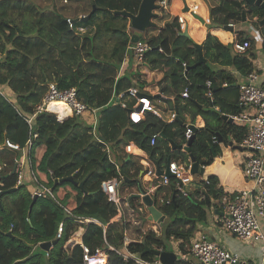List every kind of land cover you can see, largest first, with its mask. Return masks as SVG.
Instances as JSON below:
<instances>
[{
  "label": "trees",
  "instance_id": "trees-1",
  "mask_svg": "<svg viewBox=\"0 0 264 264\" xmlns=\"http://www.w3.org/2000/svg\"><path fill=\"white\" fill-rule=\"evenodd\" d=\"M83 1L87 7L83 16L89 14V17L86 22L77 21L74 24L94 30L87 35H80L70 29L66 22L68 17L59 10H40L27 0H0V87L13 93L10 100L0 96V144L8 138L23 147L30 132L36 133L29 153L31 171L37 182L50 187L55 195V200L37 197L30 213L28 208L33 198L24 185L1 196L0 264H83V250L79 244L73 245L68 251L63 248L80 225L76 220L78 218L98 221V224L81 225L84 229L81 242L91 253L101 246L105 249L107 246L121 248L126 226L121 219L113 220L117 210L107 201L101 185L119 175L123 177V183H126L124 178L138 177L140 166L135 168L133 160L121 156L122 146L133 142L153 160H158L160 168L168 158L185 161L189 157L188 153L172 150L168 143V139L176 144L181 143L183 123L176 121L163 124L148 113L143 121L135 124L128 119L130 102L127 109L119 106V95L126 97L128 89L133 86L137 87L139 93H144L145 82L136 74H120L122 62L129 55L132 45L130 38L135 33H132L131 27H125L128 19L115 12L135 14L141 0ZM242 12L244 17H255L257 22L263 14L260 7L244 1L219 0L217 5L209 9V25H235L241 21ZM118 22H122V26ZM257 22L256 25L259 24ZM259 27L264 49V26ZM157 29L155 35L139 38L149 47L145 53L146 65L152 70L163 72V78L158 82L159 94L154 100L162 101L176 110L179 121L183 119L185 110L190 109L192 118L200 113L198 106L200 101L206 99L207 80L211 81L213 90H220L223 83H228V88L222 89L233 90L236 89L235 80L227 74V68L241 76L253 70L250 62L255 57L252 51L254 41L244 32H237L235 39L248 43L241 53L235 52L232 44L224 45L208 32L200 45L205 63L192 68L198 59L196 46L191 38L179 35L176 18ZM134 79L138 84H134ZM51 83L60 90L74 88L78 101L96 109V132L112 148L113 158L119 164L118 171L101 146L94 143L91 127L78 117L71 116L59 122L53 113H36ZM184 89L187 90V98L180 95ZM211 104L215 105L213 101ZM217 109V112L208 110L203 115L205 128L196 131L189 149L195 162L205 166L210 163L217 146L210 145L208 141L216 133L227 139L224 136L227 128L223 127L227 123L221 118V115L227 114L222 113L224 111L221 108ZM235 113L238 112L232 114ZM30 117L31 131L25 121ZM237 130H241L237 136L239 142L244 129L241 127ZM227 132L233 133L234 129H228ZM156 134H162L165 138L160 136L156 144L150 146L149 139ZM7 163L10 167L12 161ZM69 177L73 182L54 184L57 180ZM15 179L14 173L9 174L5 170L0 172V191L13 189ZM207 180L202 191L204 197L195 190L187 196L175 197V201L169 205L161 206L162 213L171 218L169 224H162L163 234L155 237L148 232L141 243H129L128 251L151 259L154 247L164 246L165 250H169L168 243L172 239L178 242L180 251L186 252L197 227L208 219L211 198L215 200L223 195L216 187L213 176H208ZM80 182H83L82 190L78 187ZM8 200L11 201L10 205L7 204ZM62 208L69 209L72 216H66ZM61 222L62 236L51 245L46 256L39 244L54 241ZM107 253L108 264H136L124 261L114 251L107 250ZM174 264L189 263L176 260Z\"/></svg>",
  "mask_w": 264,
  "mask_h": 264
},
{
  "label": "built area",
  "instance_id": "built-area-1",
  "mask_svg": "<svg viewBox=\"0 0 264 264\" xmlns=\"http://www.w3.org/2000/svg\"><path fill=\"white\" fill-rule=\"evenodd\" d=\"M156 4L159 6L157 10L158 16H160L163 11H168V0H158ZM184 6H186L188 11L182 12L176 17L177 31L179 33L186 31L185 15L189 13L197 15L199 9L198 3L188 4L184 1ZM192 14L191 18L196 20ZM202 19L204 24H210L209 16H204ZM66 22L70 29L80 35L90 34L93 30L88 26L75 25V21L71 17H68ZM229 25L233 26V24ZM232 47L235 52L241 53L248 47V43L234 40L232 42ZM148 49V45L140 38L129 47V53L137 64L136 67L146 65L145 53ZM183 67H185V64H183ZM205 87V96L209 98L211 102L215 91L212 89L210 80L205 82ZM235 87L237 89V104L240 111L235 114H230L228 117L231 119V122L239 123L244 129L242 138L237 146H239L241 150L244 149L246 152H251L243 158L240 168L244 180L248 183V187L238 190L233 195H222L218 199H215L214 208L217 206V208L221 210L219 223L224 232L240 240L251 241L262 238L259 220H264V87L258 82V73L254 69L248 74L241 76L240 80L235 83ZM221 88H228V83H223ZM175 93L177 94V92ZM126 95V97H124L123 94L118 96L120 100L119 106L122 109H127L126 107H128L130 102V108L127 109V111H129L128 119L132 123L137 124L143 121L148 113H151L163 124H173L178 120V113L176 110L169 109L165 112L162 110V108L165 107L162 101H152L145 93H139L136 86L129 88ZM180 95L182 98H187V90L184 89ZM0 96L6 100H10L12 94L8 89L0 87ZM163 98L162 96L161 100ZM56 103H62L68 107L70 116L78 117L82 122L91 127L90 134L93 137L94 143L101 146L107 158L118 171L119 164L113 158L112 148L96 132L98 121L96 109H91L84 103L78 101L74 88L60 90L55 84L51 83L48 85V90L41 104L37 106L36 113L42 111L53 113L57 120L62 122L63 120H60L59 114L54 110V104ZM111 104L115 105L116 103ZM87 119H89V123L86 122ZM25 121L31 131L32 118H27ZM189 125H193L197 130L204 129L205 121L202 119L199 121L195 120L193 123L185 125L182 137L180 138V144L182 146L181 151L184 150L187 141L193 134L192 130L188 128ZM36 137V133L31 134L30 132V136L23 147L5 138L3 143L0 144V148H6L21 154L13 163L14 174L16 176L15 188L20 185L26 186L25 182L29 180L32 184L30 190L32 198L48 197L55 200L52 189L39 184L31 171L29 153L33 140ZM159 137L160 136L157 134L152 135L149 139V145L154 146ZM208 143L212 146L217 145L218 140L216 136L210 139ZM121 156L133 160L136 165L135 168L140 166L141 169L137 178L141 182L144 193H140L136 190V193L133 194H138V198H131L133 195L132 193L123 194L120 189L121 183L123 182V177L121 175L102 183L101 188L107 201L113 204L117 210V215L113 220L121 219L126 226L123 231L122 247L114 249L107 246L106 249L116 252L124 261H132L136 264H150L152 259H145L139 254L131 253L127 249L128 242L134 240V242L141 243L148 232L155 237H160L163 234L162 222L149 219V206L143 202L142 198L148 196L152 200V205L162 213L160 207L169 205L172 202L171 193H174L175 197H184L192 191L198 190L200 191V195L204 197L202 191L208 183V180L206 177L202 176L200 170H204L205 165L192 162L189 157L185 161L170 160L167 169L172 177H169L165 174L158 175L154 164L155 160L145 151L138 148L133 142H128L122 146ZM194 164H196V168ZM5 168V162L0 160V172L4 171ZM161 169L164 170L165 165ZM131 172H134V168H132ZM163 189H168L169 192H171L170 195L168 194L169 197ZM62 209L66 216H72L69 209ZM76 220L80 225L77 226L69 239L65 242L63 246L64 250L68 251L73 245L79 244L83 250V264H108V253L103 246L96 247L91 253L81 242L84 232L81 225L84 223L98 224V221L92 218H78ZM62 232L63 222L59 223L57 227L55 240L58 241V239L61 238ZM170 240L169 242L173 250H171L169 243L168 249L176 255L177 260L189 264H241L237 254L228 251L218 243L208 240L204 236L191 239L186 252H182L178 249V242L172 239ZM48 250L45 252L46 256ZM153 250L158 252L169 251L165 250L164 246L154 247ZM190 258H192L191 262ZM152 261L154 264H161L158 257H155Z\"/></svg>",
  "mask_w": 264,
  "mask_h": 264
},
{
  "label": "crops",
  "instance_id": "crops-1",
  "mask_svg": "<svg viewBox=\"0 0 264 264\" xmlns=\"http://www.w3.org/2000/svg\"><path fill=\"white\" fill-rule=\"evenodd\" d=\"M184 1L185 3H188V4L198 3L199 9H198L197 16L202 18L204 16H209L210 7L217 5L219 0H211V2H213L212 6L207 4L205 0H168L167 15L164 14L165 16L163 19H161L159 27H162L164 24L171 22L174 18L177 17V15L183 12V10L186 7L184 6ZM158 17H162V16H158ZM185 17H186V31L185 32H187V35H188L187 38H191L195 44H199V45L202 44L208 32H210V34L215 36L222 44L230 45L236 39L237 32L239 31L245 32L243 30L244 27H246V29H250L249 31L254 37L253 38L254 45H253L252 51L255 55L253 60L250 62L251 63L250 65L252 69L257 71L258 82L264 87V49H262V45H261L263 41V36L261 33V28L259 27V26H264V25H260V24H258L259 26L256 25L255 22H257V19L255 17L246 15L245 21H244L245 23H242L243 21L241 19V21L233 25L232 31H230L229 29H225L224 27H212L209 24H204L197 17H195L196 20H193L191 18L190 13L186 14ZM240 23H241V26L238 28V24ZM257 23H259V20ZM125 27L128 29L129 22L125 24ZM153 30L158 31V29H152V30H148L147 32L153 31ZM132 33H135V31L132 30ZM244 34L246 35V32ZM136 66L137 64L133 62L132 56L129 53V55H127L124 61L122 62L120 74L122 73L123 75L125 72H127L132 75L133 74L138 75L139 79L145 82V85L143 88L144 93L148 95L153 101L155 99L154 97H156L159 94L158 93V82L162 80L163 72L158 69L152 70L147 65H143L139 67H136ZM227 74H230L231 76H233V77L231 76L230 77L235 80V83H237L241 78V75H239L235 70L231 68H227ZM134 83L138 84L136 79H134ZM214 91L216 93L215 95H213L211 102L209 98H207L204 95L206 99L200 101L199 106H198L200 113H198L195 116V118H192L190 109L188 111L187 110L183 111L182 113L183 119H181L180 122L183 123L182 125L184 127L185 125L189 123H193L195 120L196 121H199L201 119L204 120L203 115L208 110L217 112L218 110L217 108H221L224 111L222 113L227 114V116L232 114L235 111L237 112L240 111L238 104H237L236 89L227 90V89L221 88L220 90L216 89ZM11 94L13 96V93ZM212 101H213V104L215 103V105L211 104ZM169 109L171 108L165 103V107H163L162 110L167 112V110ZM68 114L69 113L67 112V116ZM66 118H63L62 120ZM178 120H179V117H178ZM86 122L89 123V119H87ZM226 123H227V126L225 124V126L223 127H226L227 130L234 129V132L229 133L225 129L226 131L224 132V136L227 139L226 140L223 139L222 142H218L210 163L205 166L201 174L203 177H206V178L210 175L213 176L214 179L216 180V187L221 190L223 195H233L238 190L248 187V183L246 182V180H244L241 174V169H240L242 160L244 157L248 155L247 154L248 152L235 147L238 145L237 136L239 135V132L241 131L237 129L241 128L242 126H240L239 123H236V122L226 121ZM229 142H231V145L229 144ZM0 151L2 152L1 153L2 158L0 157V160L5 162L6 164L5 170L8 169L7 171L10 174L12 167H13L12 165L14 161L16 160L15 155L17 152L11 151L6 148H0ZM181 152L188 153L185 150H182ZM126 160H129V159H126ZM9 161H12V163L10 167H7L9 166V164L7 163ZM26 190L30 193L31 186L26 188ZM136 190L137 188L134 185L133 191L132 192L130 191V192L133 194V193H136L135 192ZM163 191L167 195L168 194L170 195L171 193L169 192L168 189H163ZM170 196H172V193ZM10 202L11 201L8 200L7 204L10 205ZM210 202L211 204L214 205V200L212 198ZM10 208H12V206H10ZM218 210L216 206L215 208L214 206H212L209 209V216H208L206 223L200 224L197 227V230L191 239L198 237V236H204L208 240L218 243L219 245H221L228 251L237 254L241 262H244L246 264H264V221L260 222V233L262 235V238L251 240V241H244V240H240L236 238L233 235L226 234L221 229V226L219 223V217L221 216V210L220 208H218Z\"/></svg>",
  "mask_w": 264,
  "mask_h": 264
},
{
  "label": "water",
  "instance_id": "water-1",
  "mask_svg": "<svg viewBox=\"0 0 264 264\" xmlns=\"http://www.w3.org/2000/svg\"><path fill=\"white\" fill-rule=\"evenodd\" d=\"M157 1L158 0H141L140 4L138 6V10H137V12L135 14L129 13L127 11H117V12H115V14L127 18L128 21H129L131 29H133L135 31V34H133L131 36V38H130V42L131 43H135L136 41L139 40V36H138V34H136L137 32H143V31H146L147 29H149L150 27H154L155 26V24L153 22V19H155L156 15H157V10L159 9V6L156 4ZM243 1L245 3H247V4H249V5H255V6H258V7H260L262 9V13L263 14H262V18L259 20V24L260 25H264V1L263 0H243ZM93 10H94V8L92 9V11ZM186 11H188V9L185 7L183 12H186ZM192 15L197 17L203 23V20H202L201 17L197 16L196 14H192ZM241 15H242V21L244 22L245 21L244 13L242 12ZM88 17H89V14L86 15V16L78 17V18L74 19V21L75 22H77V21L86 22ZM224 28L225 29H229L230 31L233 30V26L232 25H226V26H224ZM179 35L181 37H188L187 32H185V31L180 33ZM195 46H196V50H197L198 59H197V62L192 65V68L196 67L198 64L205 63V59H204L203 54H202L201 46L199 44H195ZM127 113H129V111H127ZM221 117H222V119H224V120H226L228 122H231V119L227 115H222ZM178 122L180 123L179 120H178ZM188 128H190L192 130L193 134L190 137V139L187 141V144H186V147L184 148V150L186 152H188L190 160L192 162H195V159L189 153V149H190V146H191V144H192V142L194 140L197 128H195L193 125H189ZM160 136H161V138H165L162 134ZM216 138H217L218 142H222L223 141V136L221 134H219V133H216ZM168 143L171 146L172 150H181L182 149L181 144H176L170 139H168ZM229 144L231 145V142H229ZM235 147L240 149L239 146H235ZM169 161H170V158H168L166 160V164H165V169L164 170H162L160 168L158 160L154 161V164L156 166V170H157V174L158 175L165 174L166 176L172 177L169 174L168 169H167ZM194 165H195V168H196V164H194ZM202 172H203V170H200V173H202ZM13 173H14V166H13L10 174H13ZM65 181L73 182V179L71 177H69V178L57 180V181L54 182V184L55 185L56 184H60V183H63ZM124 181L127 184H134L136 186L138 192L144 193V190L142 188L141 182H140V180L138 178H135V179L124 178ZM78 187L82 190L83 189V182H80L78 184ZM14 190H15V188L10 189V190L0 191V198H1L2 195L6 194V193H11ZM138 197H139L138 194H133L131 196V198H138ZM171 199H172L173 202L175 201L174 193H172ZM35 200H36V197H33L32 202H31V204L29 206L28 213H30L31 207H32V205H33ZM142 200H143V202L145 204H147L149 206V212H150L149 219L158 220L159 222H163V220L165 218V215H163L157 208H155L152 205V200L148 196H144L142 198ZM10 234H11L10 232L7 233L8 236H10ZM56 242H57V240H54L52 242H43V243L39 244V248H41L43 251L46 252L49 249V247L51 245L55 244ZM133 242H134V240L128 242L127 245L129 243H133ZM151 253L155 257L159 258V261H160L161 264H174L176 262V260H177L176 255L172 251L158 252L156 250H151ZM241 264H245V263L241 262Z\"/></svg>",
  "mask_w": 264,
  "mask_h": 264
},
{
  "label": "rangeland",
  "instance_id": "rangeland-1",
  "mask_svg": "<svg viewBox=\"0 0 264 264\" xmlns=\"http://www.w3.org/2000/svg\"><path fill=\"white\" fill-rule=\"evenodd\" d=\"M27 1H29L30 3H32V4H35L40 10H49V9H56V10H59V11H61L65 16H67V17H74V16H77V17H81V16H83L84 14V9H87V7L85 6V2L82 0V1H75V0H27ZM205 2L207 3V4H209L210 6H212L213 5V2H211V0H205ZM167 15V12L166 11H163L162 13H161V15L160 16H162V17H158V19L156 18V19H153V22H154V24L156 25V27H150L149 29H147L146 31H143V32H137L136 34H138V36H140L141 38L142 37H145V35H147V36H152V35H154V34H156V30H153V31H149V32H147L148 30H152V29H157V28H159V26H160V21H161V19H163L164 18V16L165 15ZM195 17V16H194ZM242 23H245V22H242ZM118 24H120L121 26H122V22H118ZM241 26V23L240 24H238V28ZM129 27H130V24H129ZM128 27V28H129ZM133 30V29H132ZM245 32H246V36H248V37H251V38H254L253 37V35L251 34V32L249 31L250 29H246V27H244V29H243ZM94 31V30H93ZM244 32V33H245ZM257 48V47H256ZM256 48H255V50H256ZM132 59H133V57H132ZM133 62H134V60H133ZM71 117V116H70ZM184 127V126H183ZM183 127H181V130H182V128ZM175 129H177V128H175ZM243 151H246V150H244V149H242ZM248 152V151H247ZM251 152H248L247 154L249 155ZM20 153L18 154V156H16V159L17 158H19L20 157ZM8 167V166H7ZM8 169H6L5 171H7ZM25 185H26V188H28V187H30V186H32V184H31V182L29 181V180H26V182H25ZM0 188H1V184H0ZM133 188H134V184H132V185H130V184H126V183H121V192L123 193V194H127V193H131L132 191H133ZM127 189H128V191H127ZM131 191V192H130ZM212 206H214L213 204H211V207ZM210 207V208H211ZM171 218L170 217H166L165 216V218H164V220H163V222H162V224H164V225H167V224H169L171 221ZM261 221H264V220H262V219H260L259 220V223L261 222ZM226 233V232H225ZM226 234H228V233H226ZM230 235V234H229ZM169 241H171V240H169ZM169 246L171 247L172 245H171V243L169 242ZM41 249V248H40ZM42 250V249H41ZM171 250H173V247H171ZM170 250V251H171ZM152 260H154L155 259V257L153 256L152 258H151ZM150 261V264H154V262L153 261ZM190 260H192V258H190Z\"/></svg>",
  "mask_w": 264,
  "mask_h": 264
},
{
  "label": "bare ground",
  "instance_id": "bare-ground-1",
  "mask_svg": "<svg viewBox=\"0 0 264 264\" xmlns=\"http://www.w3.org/2000/svg\"><path fill=\"white\" fill-rule=\"evenodd\" d=\"M54 110L56 111V113L59 114V118L60 120H62L63 118H66L70 115V110L68 107H66L65 105H63L62 103H56L54 104ZM69 111V114L67 116V112Z\"/></svg>",
  "mask_w": 264,
  "mask_h": 264
}]
</instances>
